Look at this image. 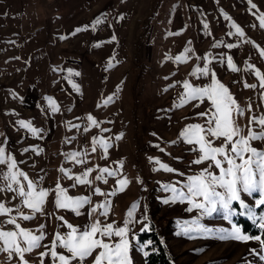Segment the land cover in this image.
I'll use <instances>...</instances> for the list:
<instances>
[{
	"label": "rangeland",
	"instance_id": "374dc122",
	"mask_svg": "<svg viewBox=\"0 0 264 264\" xmlns=\"http://www.w3.org/2000/svg\"><path fill=\"white\" fill-rule=\"evenodd\" d=\"M252 2L257 6L254 9L248 0H0V147L15 159L17 169L33 181L37 190H49L42 211L34 213L16 191L5 187L9 181L3 179V174L8 169L0 164V203L11 209L10 213L0 214V230L19 231L7 223L15 218L20 228L34 235L43 231L42 246L24 254L28 264H41V260L53 264L50 256L41 257L40 253L48 251L56 232L70 231L64 221L78 229L96 219L123 227L128 210L136 202L139 206L128 225L132 264H144L145 254L153 250H147L151 237L142 234H154L173 264H264L259 241L220 240L216 235L196 231L195 225L184 224L196 221L206 228L228 232L236 226L243 234L258 235L242 230L240 219L259 227L238 202H233L237 215L231 220L218 213L202 216V210L195 208L188 211L191 204L187 200L163 203L172 195L164 190L165 185L183 189L188 176L208 167L207 162L191 163L198 154L190 151L193 145L180 138L187 125L204 124L197 113L206 112L210 106L209 102L199 101L181 105L185 80L195 87L210 83V76L192 75L195 68L204 66L206 54L211 61L210 72H215L241 106L252 105V111L239 119L241 127L249 116L264 115V89L248 69L249 64L255 65L264 74V57L260 56L264 28L259 27L257 19L264 13V0ZM225 14L231 19H225ZM98 17L102 23L93 28ZM233 22L243 29L244 37L227 35L235 32ZM77 28L84 30L72 35ZM218 42L219 46L214 47ZM229 43L237 47L228 49ZM185 49L190 51L185 54ZM178 55L187 58L177 62ZM221 56L225 60L231 56L239 71L233 72L226 62L220 63ZM68 69L73 70L71 82ZM245 83L258 86L245 88ZM110 96L112 100L105 104ZM48 98L59 111H51ZM89 114L99 126H89ZM19 121L31 122L39 131L34 134L21 127ZM94 137L96 151H92ZM100 140L110 145L107 153ZM222 143L218 140L216 146ZM252 146L264 149L261 142ZM69 153L78 155L69 159ZM150 157L177 171L154 170L158 165ZM103 167L119 170L118 174H103L107 183L96 180ZM89 168L93 171L87 179L92 184L72 187L74 177L82 176ZM212 171L218 174V169ZM125 177L130 183L124 191L107 196L94 194L96 187L110 193L119 187L117 180ZM19 179L27 184V180ZM58 182L67 190V196L90 197L91 203L80 210L81 215L55 207ZM17 187L12 184L14 190ZM258 195L242 193L245 203L255 208L257 221L264 214V206H255ZM105 201L111 202L107 217L99 215L103 209L88 214L92 206ZM20 213L33 218L24 220ZM40 225L45 226L43 230ZM185 227L193 231L185 232ZM56 250L67 254L61 248ZM0 264L23 262L14 250L11 257L7 251H0ZM84 264H92V259Z\"/></svg>",
	"mask_w": 264,
	"mask_h": 264
},
{
	"label": "snow or ice",
	"instance_id": "6c2138e0",
	"mask_svg": "<svg viewBox=\"0 0 264 264\" xmlns=\"http://www.w3.org/2000/svg\"><path fill=\"white\" fill-rule=\"evenodd\" d=\"M251 8L254 9L257 6L248 0ZM251 10V9H250ZM253 15H256L254 12ZM225 19H231L225 14ZM257 19L259 20V27L264 28V13H261ZM102 23V20L98 17L92 27L95 28L97 24ZM255 27V25H253ZM88 26H85L87 28ZM232 27L235 28V32H228V36L244 37L245 33L243 29L233 22ZM205 28L207 25L205 24ZM82 28H77L72 33L75 35L77 32L83 31ZM64 37H62L63 39ZM116 37L113 36L112 40ZM214 44L213 46H219ZM249 43H252L249 41ZM98 46V45H97ZM228 49L236 48V44L229 43L226 45ZM256 47H259L258 45ZM190 50L185 49V54ZM260 56L264 57V49L260 50ZM186 55H178L175 57L177 62H181L186 59ZM206 63L203 67H198L193 70L192 75L199 74L200 76H210V83L204 87H195L189 84L187 80L183 82L184 93L181 97V105L186 104L189 101H199L200 103L209 102V108L206 112L197 113V116L204 118V124H190L187 125L180 133L181 142H185L189 145H193L190 151L196 152L197 158L191 163L194 165H200L207 162L208 167L202 169L198 174L190 175L187 177V183L183 186V189H178L175 186L165 185V191H171L172 195L163 201L168 204L176 201L187 200L192 208L202 210V216H212L213 213L222 215L223 219L231 220L233 216L237 215V212L233 208V202H238L241 209H245L246 214L258 224L259 229L264 230V214H262L257 221V214L254 207H250L242 198L243 194L252 196L254 193H258V198L255 199V206H264V149H258L253 147L254 142L264 143V115L249 116L248 122L244 127L238 123L239 119L244 117L246 112L252 111V105L249 103L247 108L241 106L235 99L229 88L220 82L216 78L215 72H210L208 64L211 62L208 60V55L204 57ZM220 63L227 64V67L237 72L239 69L233 63V58L227 56L226 60L224 56L219 57ZM248 69L253 71V74L258 78L259 87L264 89V74L255 65H248ZM69 81L73 74V70L68 69ZM74 75L79 76V72H75ZM71 82V81H70ZM257 84H244L245 88L255 89ZM73 87L79 91L77 85L73 84ZM169 87H172L171 85ZM167 90V89H166ZM264 96V93H262ZM112 100V97H108L104 103L107 104ZM51 105V111L53 113L59 111L56 103L48 98ZM198 106V105H197ZM90 122L89 126H99V122L91 116L87 117ZM21 127L29 129L32 133H37L39 130L32 127L31 122L19 121ZM72 127L79 128V125H71ZM84 131H88V127L84 128ZM102 131H108V129H102ZM246 132V135H245ZM122 136V134H121ZM118 136L117 139L121 138ZM223 140L220 146H216V141ZM97 138H93V149L96 151L95 144ZM101 147H103L105 153H107L110 145L105 140L99 141ZM173 144L176 141L172 142ZM158 147V146H157ZM28 151V149H24ZM78 154L69 153L66 157L74 159ZM150 161L158 165V168L154 170H164L167 172H175L166 163L161 162L158 158L150 157ZM77 163L82 161L77 160ZM122 168L123 162H118ZM0 164H4L8 171L3 174V179L9 181L5 187L9 191H16L17 194L23 198V203L34 213L41 212L45 203L46 197L49 195V190L39 189L29 180L25 173L17 169V162L15 159L6 154L5 148L0 147ZM218 169V174H215L212 169ZM62 172L66 170L61 169ZM93 169H87L82 176L74 177L77 184L91 185L92 181L88 180V175ZM119 170H110L107 167L99 168V173L95 179L103 180L107 183L105 176H116ZM183 175V173H181ZM27 180V184H21L19 178ZM18 185L17 189L12 188V184ZM130 181L125 177L117 180L118 188H115L110 193H103L99 187L94 189V194L99 195H116L117 192L125 190ZM219 189V190H218ZM66 189L62 188L59 182L55 186L54 190V205L57 209H64L74 212L76 215H81V209L91 203L89 196L70 197L66 194ZM196 198H201L199 201ZM138 202L133 203L127 212V217L124 221L123 227H115V222L101 223L99 219L90 221L84 225L82 229L74 227L72 224L64 223L67 228L70 229L66 234L56 232L54 239L47 252H41L40 256H50L53 260V264H84L88 259H92V264H132L129 256L130 241L128 239L129 228L128 225L133 222V214L138 207ZM111 207L110 201H105L99 205L92 206L89 215L98 212V209L104 211L99 212V215L107 217L108 210ZM11 209L5 207L0 203V214L10 213ZM244 214V213H240ZM24 220H30L33 217L31 215H24L20 213ZM63 221V217H58ZM7 223L15 225L19 231H4L0 230V241H2L4 247L0 248V251H7L11 257L12 251L19 256L23 264H28L24 260V254L31 252L35 248L42 246L41 241L44 239L43 231L41 234L34 235L28 230L20 228L16 223L15 218H10ZM185 225H195V230L201 233H209L218 236L220 240L232 239L235 241H259L264 246V239L261 235L250 236L243 234L239 227L233 226V230L228 232L225 229L213 230L200 225L196 221H185ZM44 225H40L41 230L44 229ZM145 225L141 230H145ZM185 232L193 231L192 227H185ZM61 248L66 250L64 252H58L56 249ZM264 259V257H261ZM41 264H44L41 260Z\"/></svg>",
	"mask_w": 264,
	"mask_h": 264
},
{
	"label": "trees",
	"instance_id": "16d2710c",
	"mask_svg": "<svg viewBox=\"0 0 264 264\" xmlns=\"http://www.w3.org/2000/svg\"><path fill=\"white\" fill-rule=\"evenodd\" d=\"M240 224L244 232H248L251 235H261L262 239H264V230L253 227V224L250 223L247 219H240ZM141 236L145 238L151 237V246L147 247V250L153 248L152 251H147V253L145 254L144 264H173L170 257L166 254L163 246L160 244L154 234H142ZM261 248L264 256V246L261 245Z\"/></svg>",
	"mask_w": 264,
	"mask_h": 264
}]
</instances>
